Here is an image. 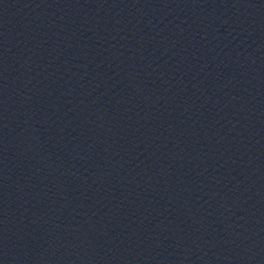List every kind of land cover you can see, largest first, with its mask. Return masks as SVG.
I'll return each instance as SVG.
<instances>
[{
	"label": "water",
	"instance_id": "water-1",
	"mask_svg": "<svg viewBox=\"0 0 264 264\" xmlns=\"http://www.w3.org/2000/svg\"><path fill=\"white\" fill-rule=\"evenodd\" d=\"M0 264H264V0H0Z\"/></svg>",
	"mask_w": 264,
	"mask_h": 264
}]
</instances>
